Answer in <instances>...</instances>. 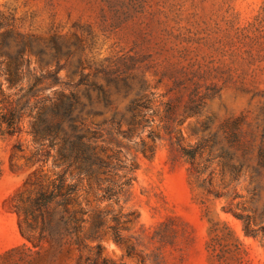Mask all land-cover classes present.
Wrapping results in <instances>:
<instances>
[{
  "label": "rangeland",
  "instance_id": "374dc122",
  "mask_svg": "<svg viewBox=\"0 0 264 264\" xmlns=\"http://www.w3.org/2000/svg\"><path fill=\"white\" fill-rule=\"evenodd\" d=\"M0 52L28 59V95L39 77L40 95L101 84L75 86L103 112L84 118L116 112L101 154L137 164L118 205L84 181L80 230L59 240L33 202L56 151L24 115L0 136V264H264V0H0ZM129 109L149 122L124 136Z\"/></svg>",
  "mask_w": 264,
  "mask_h": 264
},
{
  "label": "trees",
  "instance_id": "16d2710c",
  "mask_svg": "<svg viewBox=\"0 0 264 264\" xmlns=\"http://www.w3.org/2000/svg\"><path fill=\"white\" fill-rule=\"evenodd\" d=\"M3 56L4 53L0 52ZM8 58H13L12 62L0 61V136L6 134L14 135L21 131L20 122L24 115L31 116L29 132L34 143L43 150L47 156H51L54 149L53 168H58L54 177L34 198V205L38 207L41 214L52 226L53 233L59 240L66 236L72 237L80 230L78 213H85L83 208L70 209L72 200H76L82 188V183L87 180L88 188L93 185L101 191L100 200L108 201L109 204H120L121 196L129 189L134 180V173L137 164L130 159L124 160L120 157L122 153L118 150L112 154L102 155L106 152L102 146L105 142L104 125H121L122 119L116 118V112L100 124H94L90 119L84 118V112L90 118L93 114H102V110L92 105V96L89 89H86L88 102L83 101L77 93L75 86L85 85L87 88L93 86L105 97H109V92L101 85L93 82L88 83V75L81 74V79L77 85H71V89L65 92L59 90L53 95H40L34 90L35 84L31 86L32 93H23L24 87L20 86L25 80V61L22 53L13 57L6 52ZM83 68V67H82ZM61 69L58 66L49 72L46 77H50L56 82L57 74ZM4 77L3 80L1 78ZM18 97L9 103L12 94ZM35 97V101L30 103V98ZM89 109H84L86 106ZM80 107V109H76ZM146 109H129L132 112L128 128L120 130L124 136L133 135L139 127L148 125ZM186 154L193 155L192 151ZM104 213L98 215L97 226L105 223ZM127 215V214H125ZM123 215L114 216L115 220H120ZM264 232V228L262 229ZM245 231L250 234L253 231L248 225ZM256 234V233H255ZM102 248L101 244H97Z\"/></svg>",
  "mask_w": 264,
  "mask_h": 264
}]
</instances>
